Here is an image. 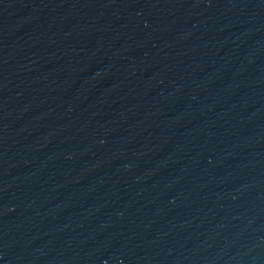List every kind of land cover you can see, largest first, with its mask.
Masks as SVG:
<instances>
[{"label":"water","instance_id":"95a60500","mask_svg":"<svg viewBox=\"0 0 264 264\" xmlns=\"http://www.w3.org/2000/svg\"><path fill=\"white\" fill-rule=\"evenodd\" d=\"M0 264H264V0H0Z\"/></svg>","mask_w":264,"mask_h":264}]
</instances>
